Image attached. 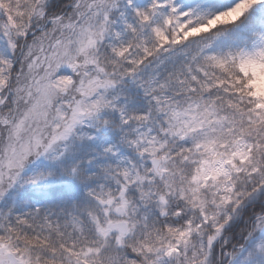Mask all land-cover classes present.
<instances>
[{
  "label": "snow or ice",
  "instance_id": "1",
  "mask_svg": "<svg viewBox=\"0 0 264 264\" xmlns=\"http://www.w3.org/2000/svg\"><path fill=\"white\" fill-rule=\"evenodd\" d=\"M264 0H0V264H264Z\"/></svg>",
  "mask_w": 264,
  "mask_h": 264
},
{
  "label": "rangeland",
  "instance_id": "2",
  "mask_svg": "<svg viewBox=\"0 0 264 264\" xmlns=\"http://www.w3.org/2000/svg\"><path fill=\"white\" fill-rule=\"evenodd\" d=\"M186 4H194L195 0H184ZM257 84L258 89L264 90V76H260L257 81H255Z\"/></svg>",
  "mask_w": 264,
  "mask_h": 264
},
{
  "label": "trees",
  "instance_id": "3",
  "mask_svg": "<svg viewBox=\"0 0 264 264\" xmlns=\"http://www.w3.org/2000/svg\"><path fill=\"white\" fill-rule=\"evenodd\" d=\"M194 3H196V0H195V2Z\"/></svg>",
  "mask_w": 264,
  "mask_h": 264
}]
</instances>
